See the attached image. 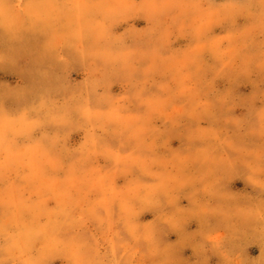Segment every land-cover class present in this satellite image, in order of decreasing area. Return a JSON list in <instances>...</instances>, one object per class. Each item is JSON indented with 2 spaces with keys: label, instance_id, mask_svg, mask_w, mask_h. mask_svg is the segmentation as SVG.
<instances>
[{
  "label": "rangeland",
  "instance_id": "rangeland-1",
  "mask_svg": "<svg viewBox=\"0 0 264 264\" xmlns=\"http://www.w3.org/2000/svg\"><path fill=\"white\" fill-rule=\"evenodd\" d=\"M0 264H264V0H0Z\"/></svg>",
  "mask_w": 264,
  "mask_h": 264
}]
</instances>
